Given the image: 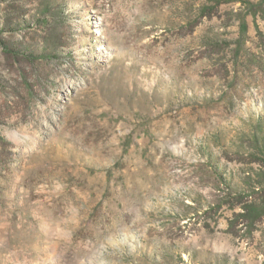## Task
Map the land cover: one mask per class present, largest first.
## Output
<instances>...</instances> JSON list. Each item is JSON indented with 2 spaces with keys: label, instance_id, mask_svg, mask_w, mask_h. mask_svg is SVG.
I'll list each match as a JSON object with an SVG mask.
<instances>
[{
  "label": "rangeland",
  "instance_id": "rangeland-1",
  "mask_svg": "<svg viewBox=\"0 0 264 264\" xmlns=\"http://www.w3.org/2000/svg\"><path fill=\"white\" fill-rule=\"evenodd\" d=\"M217 1L0 0L50 55L0 41V264H264V9Z\"/></svg>",
  "mask_w": 264,
  "mask_h": 264
},
{
  "label": "trees",
  "instance_id": "trees-1",
  "mask_svg": "<svg viewBox=\"0 0 264 264\" xmlns=\"http://www.w3.org/2000/svg\"><path fill=\"white\" fill-rule=\"evenodd\" d=\"M212 1V0H210ZM225 1H217V4H221ZM239 1V0H233ZM244 1L245 6H247L249 10V14L257 15L261 10L264 9V0H242ZM207 7H203L205 11ZM205 14V13H204ZM203 14V15H204ZM37 25L42 28V30L48 34L52 30L53 23L50 21L49 17L44 18L42 21L37 20ZM244 30L247 28V23L244 21L242 24ZM13 29V26L10 27ZM1 33V30H0ZM2 45L5 47L6 51H8L13 56H19L20 54L24 55L31 62L38 61L40 59L48 60L50 55L47 53V49H42L39 53L36 50L30 51L25 49L24 46H10L5 43L3 39H0ZM260 158L256 160L261 164V173L256 178L247 179L246 184L247 188L244 187V192L239 193V198L237 201L241 202L242 209L240 212L236 213V217L241 221L242 224H253L260 221L262 217H264V196H262L264 192V149H262V153H260ZM234 209V205H232Z\"/></svg>",
  "mask_w": 264,
  "mask_h": 264
},
{
  "label": "bare ground",
  "instance_id": "bare-ground-1",
  "mask_svg": "<svg viewBox=\"0 0 264 264\" xmlns=\"http://www.w3.org/2000/svg\"><path fill=\"white\" fill-rule=\"evenodd\" d=\"M98 24V23H97ZM100 24V23H99Z\"/></svg>",
  "mask_w": 264,
  "mask_h": 264
}]
</instances>
